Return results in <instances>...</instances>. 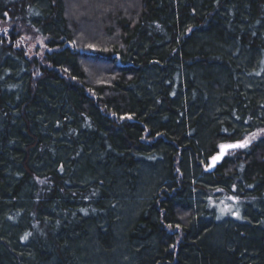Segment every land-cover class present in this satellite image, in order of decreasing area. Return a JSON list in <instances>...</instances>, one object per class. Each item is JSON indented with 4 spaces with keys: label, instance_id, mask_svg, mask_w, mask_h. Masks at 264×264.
<instances>
[{
    "label": "trees",
    "instance_id": "16d2710c",
    "mask_svg": "<svg viewBox=\"0 0 264 264\" xmlns=\"http://www.w3.org/2000/svg\"><path fill=\"white\" fill-rule=\"evenodd\" d=\"M6 20L0 264H264V136L208 168L264 130V0H0Z\"/></svg>",
    "mask_w": 264,
    "mask_h": 264
},
{
    "label": "rangeland",
    "instance_id": "374dc122",
    "mask_svg": "<svg viewBox=\"0 0 264 264\" xmlns=\"http://www.w3.org/2000/svg\"><path fill=\"white\" fill-rule=\"evenodd\" d=\"M18 26L19 27L17 28L16 32L18 33L19 44L21 46H23L30 55L31 54L32 55L33 54L41 55L46 50V45H45L46 38L41 36L39 33H37L36 30L31 28L30 26L29 27L28 26H21V25H18ZM9 27L11 28V25H10V22L8 20L0 22V32L7 31ZM253 133L258 134L256 139L264 136V133H262L260 130L253 132ZM253 133H251V134H253ZM251 134H248L246 137L250 138ZM255 140H252L251 143ZM229 144H233V143H229ZM242 149H244V148H242ZM239 150H241V149L229 150L219 161H217L215 163L214 166H211V167H210V165L212 164V160H210V162L208 164V168L212 170L217 164H219L222 161V159L226 155H230V154L235 153ZM219 154H220V148H219L218 154L216 156H218ZM222 199H223L222 201H226L225 198H222ZM217 210H218L219 214H226V215H232L234 217H238V212L234 209L232 204L228 206V205H226V202H221L218 204Z\"/></svg>",
    "mask_w": 264,
    "mask_h": 264
},
{
    "label": "snow or ice",
    "instance_id": "6c2138e0",
    "mask_svg": "<svg viewBox=\"0 0 264 264\" xmlns=\"http://www.w3.org/2000/svg\"><path fill=\"white\" fill-rule=\"evenodd\" d=\"M7 15V13H5ZM262 133H264V130H261ZM257 133L251 134V137H245L242 141H238L233 144H221L219 146L220 148V154L218 156L212 157V164L211 166H214L217 161H219L229 150H234V149H242L246 148L249 146L252 140H255L257 137Z\"/></svg>",
    "mask_w": 264,
    "mask_h": 264
}]
</instances>
